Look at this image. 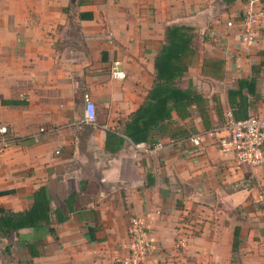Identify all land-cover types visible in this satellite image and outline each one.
I'll return each mask as SVG.
<instances>
[{
	"label": "crops",
	"instance_id": "crops-1",
	"mask_svg": "<svg viewBox=\"0 0 264 264\" xmlns=\"http://www.w3.org/2000/svg\"><path fill=\"white\" fill-rule=\"evenodd\" d=\"M250 1L0 0V125L19 139L0 154V207L25 210L44 186L55 228L0 235V264H119L136 215L160 264H264V160L239 164L209 135L233 115L240 81L248 116L264 117V33L248 49L241 42ZM173 23L198 32L178 85L208 100L206 113L193 105L173 120L202 144L158 134L136 144L124 128L154 84ZM209 58L222 61L219 73ZM85 93L97 104L93 125L83 122Z\"/></svg>",
	"mask_w": 264,
	"mask_h": 264
},
{
	"label": "trees",
	"instance_id": "trees-1",
	"mask_svg": "<svg viewBox=\"0 0 264 264\" xmlns=\"http://www.w3.org/2000/svg\"><path fill=\"white\" fill-rule=\"evenodd\" d=\"M77 0H71V3ZM231 4L235 0H223ZM250 1V0H243ZM81 18H92L93 13H80ZM198 32L195 27L184 23H173L167 25L165 31V42L159 51L156 60L155 81L148 92L144 102L134 110L126 122L124 134L134 143L151 141L153 135L168 136L170 139H181L193 134L182 125L175 124L173 112L176 111L181 118L191 115V107L196 105L201 114L206 113L207 98L192 86L183 88L178 85L179 79L185 75L189 65L197 53L195 39ZM212 67L213 74L222 69L220 59H206L205 64ZM240 90L230 94L231 103L234 104L236 96L239 97L233 115L235 119L248 118L249 101L243 93L244 83L240 81ZM248 86V85H247ZM251 89V86H248ZM174 124V125H173ZM50 206V197L44 186L34 192V201L31 206L22 211H12L0 207V235H8L13 230L32 227L36 231H49L55 234ZM59 210V209H58ZM57 212V221H64L68 214ZM36 244L29 243L28 247L35 256L39 252Z\"/></svg>",
	"mask_w": 264,
	"mask_h": 264
},
{
	"label": "built area",
	"instance_id": "built-area-1",
	"mask_svg": "<svg viewBox=\"0 0 264 264\" xmlns=\"http://www.w3.org/2000/svg\"><path fill=\"white\" fill-rule=\"evenodd\" d=\"M228 27H234L235 21L229 19L226 21ZM240 25L242 27L241 42L246 49L257 42L261 32L264 33V0H251L241 15ZM260 33V34H259ZM112 77L123 79L126 73L123 70L114 69ZM85 107L83 122L86 124H96L98 120L97 104L90 93L84 95ZM209 135L214 137L219 150L222 153L232 152L239 164H247L251 167H258L264 160V117L259 115H250L246 119H235L232 113L226 118L222 127L212 129ZM191 141L200 146L202 136L193 133L188 137L178 140L169 139L170 145L180 144ZM19 143L10 128L6 125H0V154L8 147ZM165 145L158 142L155 148H163ZM153 246L149 236V226L143 218L133 216L129 224V244L128 255L119 260V264H160L152 256Z\"/></svg>",
	"mask_w": 264,
	"mask_h": 264
},
{
	"label": "rangeland",
	"instance_id": "rangeland-1",
	"mask_svg": "<svg viewBox=\"0 0 264 264\" xmlns=\"http://www.w3.org/2000/svg\"><path fill=\"white\" fill-rule=\"evenodd\" d=\"M102 111V110H101ZM103 113H105V111H103Z\"/></svg>",
	"mask_w": 264,
	"mask_h": 264
}]
</instances>
